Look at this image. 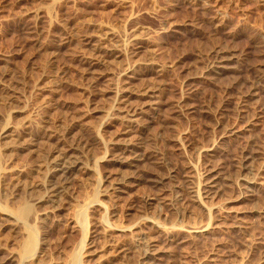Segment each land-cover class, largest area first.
I'll list each match as a JSON object with an SVG mask.
<instances>
[{
    "label": "rangeland",
    "instance_id": "1",
    "mask_svg": "<svg viewBox=\"0 0 264 264\" xmlns=\"http://www.w3.org/2000/svg\"><path fill=\"white\" fill-rule=\"evenodd\" d=\"M89 44L103 47L94 56ZM0 90V264H61L78 250L81 264H97L103 252V264H140L148 240L155 264H264V0H0ZM125 138L138 139L133 168L115 159ZM61 147L75 157V169L59 203L38 183L47 156ZM257 167L263 182L257 178L249 192L241 179ZM209 171L222 185L207 215L189 188ZM123 176L118 194L110 188ZM84 199L102 205L84 206ZM24 203L33 216L20 220ZM81 207L87 216L77 213ZM103 214L106 225L126 229H103ZM142 218L210 229L164 235L139 226ZM29 229L36 246L21 258ZM141 231L146 238L138 239ZM106 247L121 251L109 257Z\"/></svg>",
    "mask_w": 264,
    "mask_h": 264
},
{
    "label": "bare ground",
    "instance_id": "2",
    "mask_svg": "<svg viewBox=\"0 0 264 264\" xmlns=\"http://www.w3.org/2000/svg\"><path fill=\"white\" fill-rule=\"evenodd\" d=\"M98 39H96V42H98L97 41ZM89 42V41H88ZM94 42V41H93ZM95 42V43H96ZM100 42V41H99ZM87 44V43H86ZM91 44H94V43H92V41H91ZM97 44V43H96ZM90 45V44H89ZM98 45H101L100 43L98 44ZM90 46H92V45H90ZM89 46V48L91 49V47ZM96 46V45H95ZM92 46V47H94V48H92V50H90V52L91 51H93V54L92 53H90V54H92V55H94V56H96V54L97 53H99V51L97 50V49H99V48H96V47H98V46ZM103 47V46H102ZM102 47L100 48V49H102ZM105 48V47H104ZM106 49H108L107 47H106ZM105 50V49H104ZM103 50V51H104ZM108 50H110V49H108ZM103 51H102V53H103ZM107 50H105V52H106ZM113 52V51H112ZM112 52L110 51V53L112 54ZM96 53V54H95ZM101 54V53H100ZM107 54H109V52L107 53ZM105 55H106V53H105ZM99 56V55H98ZM101 56V55H100ZM108 56V55H107ZM106 57V56H105ZM103 58V57H102ZM102 58H98L97 57V59L99 60L100 59V62L99 61H97V63L99 62V63H103V60H102ZM94 59V58H93ZM106 59V58H105ZM85 60V59H84ZM95 64V63H94ZM87 66V65H86ZM89 67V66H88ZM137 67V66H136ZM139 67V66H138ZM154 67H155V65H154ZM87 68V67H86ZM95 67H93V69H94ZM132 68H134V67H132ZM144 69H146L145 67H144ZM150 69V68H149ZM149 69H147V70H149ZM153 69V68H152ZM96 70V69H95ZM140 70H142V69H140ZM140 70H138V71H140ZM135 71H137L136 70V68H135ZM134 71V72H135ZM137 71V72H138ZM143 71V70H142ZM87 72H89L88 70H87ZM134 72H133V74H134ZM141 72V71H140ZM93 75V74H92ZM130 75V74H129ZM124 76V75H123ZM122 76V77H123ZM128 76V75H127ZM131 76H133V75H131ZM119 77V76H118ZM135 78V77H134ZM133 78V79H134ZM119 79V78H118ZM128 79V78H127ZM126 79V77H125V80H127ZM117 80V79H116ZM123 80V79H122ZM130 80H132V78L130 79ZM92 81H93V79H92ZM118 82L120 81V80H117ZM121 83H123L124 82V80L123 81H120ZM119 82V83H120ZM127 82H128V80H127ZM126 82V83H127ZM130 83V82H129ZM129 83H128V85H129ZM92 84V83H91ZM112 84V83H111ZM120 85V84H119ZM119 85H118V89L119 90H125V88L127 89V87L126 86H124V87H122L123 89H120V87H119ZM123 85H125V84H123ZM143 86V85H142ZM151 86V85H150ZM136 87V86H135ZM139 88V87H138ZM144 88V87H143ZM151 89V88H150ZM141 90V89H140ZM139 90V91H140ZM144 90H147V89H144ZM142 91V92H145V91ZM5 91V90H4ZM0 92H1V90H0ZM3 92V91H2ZM123 92V91H122ZM141 92V91H140ZM141 92V93H142ZM4 93V92H3ZM3 93H1V94H3ZM6 93V92H5ZM4 93V94H5ZM146 93V92H145ZM147 93H148V91H147ZM146 93V94H147ZM145 94V95H146ZM6 95V97H8V95L7 94H5ZM4 95V96H5ZM143 95V94H142ZM1 96V95H0ZM122 96V95H121ZM141 96V95H140ZM139 96V97H140ZM148 96H150V95H148ZM124 97V96H123ZM146 97V96H145ZM2 98V97H1ZM3 99L6 101V99H8V98H6L5 99V97H3ZM121 99V98H120ZM142 99H143V97H142ZM9 100V99H8ZM5 101H2V102H5ZM147 101V100H146ZM151 102V101H150ZM121 105V104H120ZM123 105H125V104H123ZM141 106V105H140ZM121 107H123V106H121ZM125 107H126V105H125ZM124 108V107H123ZM126 108H128V107H126ZM130 108V107H129ZM128 108V109H129ZM121 109V108H120ZM138 109V108H137ZM127 110V109H126ZM125 110V111H126ZM133 110V109H132ZM141 111L143 110V109H140ZM140 110H139V112H140ZM124 111V110H123ZM122 111V112H123ZM134 112L136 111V109L135 110H133ZM138 111V110H137ZM127 112V111H126ZM128 112H129V110H128ZM132 112V111H131ZM133 112V113H134ZM133 113H132V115H133ZM141 113V112H140ZM146 113L148 114V112L146 111ZM124 114V113H123ZM147 114H146V116H147ZM11 115V114H10ZM121 116V115H120ZM122 116H124V115H122ZM121 116V118H123ZM142 116V115H141ZM140 116V117H141ZM129 117H131V116H129ZM129 117H126L127 119L129 118ZM7 118V117H6ZM132 118V117H131ZM130 118V119H131ZM134 119H136V116L135 117H133ZM143 118V117H142ZM139 119V118H138ZM145 119H147V118H145ZM123 120V119H122ZM144 119H142V121H143ZM2 121H3V119H2ZM126 121V120H125ZM131 121V120H130ZM140 121H141V118H140ZM141 121V122H142ZM121 122V121H120ZM131 122H134L133 120L131 121ZM131 122H129V123H131ZM137 122H138V120H137ZM140 122V123H141ZM6 123V122H5ZM124 123V122H123ZM134 123H136V121L134 122ZM139 123V122H138ZM143 123V122H142ZM39 123H37V125H38ZM42 124V123H41ZM126 124V123H125ZM124 124V125H125ZM128 124V123H127ZM137 124V123H136ZM135 124V125H136ZM3 125V124H2ZM123 125V124H122ZM142 125V124H141ZM143 125H144V123H143ZM45 126V125H44ZM129 126V125H128ZM133 126V125H132ZM140 126V125H139ZM28 127V126H27ZM38 127V126H37ZM42 127V126H41ZM40 127V129H42ZM20 127H18L17 129H18V131H20V129H19ZM26 128V127H25ZM30 128L32 129V127L30 126ZM49 128V127H48ZM127 128V127H126ZM130 128V127H129ZM132 128V130L135 128V126H134V128L133 127H131ZM143 128V127H142ZM24 129V128H23ZM37 129V128H36ZM40 129H39V131H40ZM125 129V128H124ZM123 129V130H124ZM128 129V128H127ZM29 130V129H28ZM27 130V131H28ZM123 130H122V132H123ZM130 130V129H129ZM132 130H131V133H132ZM135 130H136V128H135ZM25 131V130H24ZM26 131V132H27ZM36 131V130H35ZM124 131H126V130H124ZM234 131V130H233ZM233 131H232V129L231 130H229V128H228V130L226 131V133H228V135L230 134V136L232 135V134H234L233 133ZM2 132V136L3 137H8V135H10V134H12V127L9 129V128H5L3 131H1ZM29 132V134H30V132H32V130L31 131H28ZM33 132H34V130H33ZM37 132V131H36ZM140 132V131H139ZM20 133V132H19ZM128 133V132H127ZM225 133V134H226ZM22 134H24V132L22 133ZM26 134V133H25ZM28 134V133H27ZM28 134V135H29ZM124 134H125V132H124ZM16 135V134H15ZM15 135H13V136H15ZM18 135V134H17ZM130 134H128V136H129ZM133 136H132V138L134 137V134H132ZM1 136V135H0ZM12 136V135H11ZM10 136V137H11ZM20 137H22V135H19ZM18 136V137H19ZM31 136V135H30ZM125 136V135H124ZM128 136H126V138H128ZM131 136V135H130ZM15 137H17V136H15ZM121 137V136H120ZM119 137V138H120ZM142 137V136H141ZM140 137V138H141ZM12 139H13V137H11ZM10 138V139H11ZM121 138H123V136L121 137ZM124 139L125 141H122V143H121V141H120V143H121V145L119 144V147H118V152H116V151H114V152H116V155H117V157L118 158H115V159H118V162L119 161H121V163L122 164H126V165H128L129 167L130 166H132L133 165V163L134 162H137L138 160H139V154L138 153H136V151H137V149H138V143H137V140H136V142L135 141H133V140H131L130 138L129 139ZM135 138H136V136H135ZM138 138H139V136H138ZM3 138H1V140H2ZM16 139V138H15ZM18 139V138H17ZM1 140H0V142H1ZM6 140V139H5ZM4 140V141H5ZM14 140V139H13ZM13 140H10L9 141V139H8V143L7 144H9L10 142L12 143V141ZM118 140V139H117ZM121 140V139H120ZM24 141V140H23ZM22 141V143H25V142H28V141H25V142H23ZM46 141V140H45ZM116 141V140H115ZM119 141V140H118ZM139 141H140V139H139ZM6 142H7V140H6ZM6 142H4V144L6 143ZM17 142H18V140H17ZM3 143V142H2ZM0 144L1 146L3 145V144ZM7 144H5V145H7ZM16 144V143H15ZM27 144V143H26ZM40 144V143H39ZM141 144H142V142H141ZM143 144H144V142H143ZM25 145V144H24ZM23 145V146H24ZM0 146V147H1ZM29 146V145H28ZM42 146V145H41ZM44 146V145H43ZM115 146V145H114ZM142 146H145L146 147V145L144 144V145H142ZM10 147V146H9ZM17 147V146H16ZM15 147V148H16ZM25 147V146H24ZM45 148H46V145L44 146ZM56 147V146H55ZM145 147H144V150H145ZM6 148V147H5ZM8 148V147H7ZM13 148V147H12ZM39 148V147H38ZM42 148L43 147H41V150H42ZM44 148V149H45ZM48 148V147H47ZM217 148H219L218 146H217ZM2 149V148H1ZM0 149V150H1ZM29 149V148H28ZM49 149H51L52 150V148H49ZM49 149H45V150H47V152L49 153ZM58 149H60V148H58ZM57 149V150H58ZM140 149V148H139ZM141 149H143V148H141ZM147 149V148H146ZM215 149V148H214ZM4 150V149H3ZM15 150H17L18 151V149L16 148ZM31 150V149H30ZM30 150H29V152L28 153H30ZM33 150H35V149H33ZM54 150V149H53ZM55 150L56 152L55 153H53L52 155H49V156H47V158H46V162H45V165L43 166V165H41V166H43V167H45L44 168V170H45V177H44V181L42 180V182L41 183H38V182H36L35 181V179H34V181H35V183H38V187L39 186H42L43 185V182H45V190H46V193H47V196L49 197V199L48 200H50V198H52V199H54L55 198V200L56 201H58L57 199L59 198V196L60 195H62L61 193L63 192V190H64V187H65V184L67 183V179L69 178V176L73 173V170L75 169L74 167V162H75V160L74 159H72V158H75L74 156H73V154H71L70 153V151L69 150H67V149H63V147H61V149L60 150ZM205 150V149H204ZM209 150V149H208ZM143 151V150H142ZM3 152V151H2ZM5 152V151H4ZM15 152V151H14ZM13 152V153H14ZM33 152H40V151H33ZM42 152V151H41ZM40 152V153H41ZM113 152V153H114ZM138 152V151H137ZM141 152V151H140ZM139 152V153H140ZM146 152V151H145ZM144 152V153H145ZM205 152V151H204ZM214 152V151H213ZM8 153H11V151L10 152H8ZM8 153H6V154H8ZM17 153V152H16ZM32 153V152H31ZM39 153V154H40ZM211 153V152H210ZM1 154V153H0ZM6 154H4V155H6ZM50 154H51V152H50ZM115 154V153H114ZM113 154V155H114ZM140 154H143L142 152L140 153ZM213 154V153H212ZM29 155V154H28ZM35 155H37V154H35ZM42 155H44L45 156V153L43 154L42 153ZM46 155H47V153H46ZM34 155H32V157H33ZM41 156V155H40ZM43 156V157H44ZM77 156V155H76ZM112 156V155H111ZM115 156V155H114ZM143 156V155H142ZM142 156H140V158L142 157ZM5 157V156H4ZM7 157V156H6ZM28 157V156H27ZM31 157V158H32ZM113 157V156H112ZM111 157V158H112ZM116 157V156H115ZM146 157H147V155H146ZM30 158V157H29ZM30 158V159H31ZM33 158H35L36 159V157L34 156ZM32 158V159H33ZM41 158V157H40ZM40 158H37V159H40ZM66 158H67V160H66ZM36 159V160H37ZM44 159V158H43ZM42 160V159H41ZM145 160V159H144ZM0 161H2V160H0ZM39 161V160H38ZM40 162V161H39ZM41 163V162H40ZM42 163H43V161H42ZM245 162H243L242 164L244 165V168L245 167H248V166H246V163L244 164ZM1 164V163H0ZM136 164V163H135ZM263 165H264V163H263ZM262 165V166H263ZM1 166V165H0ZM31 166V165H30ZM29 166V167H30ZM136 166V165H135ZM134 166V167H135ZM28 167V165L26 166V168ZM42 167V168H43ZM127 167V166H126ZM3 168V167H2ZM32 168V167H31ZM132 168H133V166H132ZM130 168H128V170H129ZM212 169V168H211ZM262 169H264V168H262ZM2 170V169H1ZM3 170L5 171V169L3 168ZM2 170V171H3ZM24 170H26L25 168L23 169V171ZM28 170V169H27ZM26 170V171H27ZM35 170V169H34ZM122 170H123V168H122ZM126 170V169H125ZM149 169H147V171H148ZM151 170H153L152 168H151ZM156 170V169H155ZM260 170V169H259ZM259 170H258V167H257V170L256 171H254V172H256L255 174H252L251 175V178L250 177H247V178H242L241 179V184L243 185V189L245 188V189H248L249 190V192L251 191V189H252V187L253 186H255V185H257L258 183L257 182H259L260 181V179H261V181L263 182V180H262V177L260 178V177H258V176H260V172H259ZM19 171V170H18ZM17 171V172H18ZM31 171H33V168H32V170ZM30 171V172H31ZM38 171V170H37ZM129 171H131V169L129 170ZM128 171V172H129ZM154 171V170H153ZM14 172V171H13ZM13 172H11V173H13ZM25 172V171H24ZM34 172V171H33ZM32 172V173H33ZM39 172V171H38ZM42 172V171H41ZM125 171L123 170L122 171V175H123V173H124ZM127 172V171H126ZM125 172V173H126ZM126 173V174H128L129 176H130V174L129 173ZM152 172V171H151ZM155 172H157V170L155 171ZM154 172V174H156ZM262 172V171H261ZM5 173V172H4ZM10 173V174H11ZM15 173V172H14ZM21 173L22 172H20V175H21ZM27 173V172H26ZM29 173V172H28ZM43 173H44V171H43ZM42 173V174H43ZM149 173V172H148ZM147 173V174H148ZM263 173V172H262ZM9 174V173H8ZM16 174V173H15ZM24 174V173H23ZM39 174H41V173H39ZM42 174H41V177H42ZM119 174V173H118ZM125 174V175H126ZM4 175V174H3ZM12 175V174H11ZM37 175V174H36ZM36 175H30L31 176V178L33 177V176H36ZM121 175V176H122ZM127 175V176H128ZM134 175V174H133ZM133 175H131V176H133ZM151 175V174H150ZM262 175V174H261ZM0 176H1V174H0ZM13 177H14V175H12ZM17 176H18V174H17ZM30 176L28 177V178H30ZM120 176V175H119ZM148 176V175H147ZM3 177V176H2ZM4 177H5V175H4ZM25 177V176H24ZM23 177V178H24ZM38 177V176H37ZM125 176H123V177H121L120 179H119V181L118 182H116L115 184H113V185H111V188L110 189H112V190H114V191H118V194L120 193V191L122 190L123 191V189H121L123 186H125V181L126 180H124L123 178H124ZM154 177V176H153ZM152 177V178H153ZM157 177V176H156ZM155 177V178H156ZM201 177V176H200ZM219 177V174H218V176H217V174L216 173H212V172H207V174H206V176H204L203 175V177H202V179H200V181L196 184V185H194V186H191L189 189H190V193H191V199H192V202L204 213V214H207V215H209L210 213H212V211L213 210H215L216 208V206H214V204H211V200L215 197V195L217 194V193H219V184L221 183L220 181H219V179L220 178H218ZM1 178V177H0ZM12 178V177H11ZM33 178H35V177H33ZM118 178V177H117ZM117 178H115V179H117ZM127 178V177H126ZM139 178V177H138ZM150 178V177H149ZM155 178H153L152 179V181L151 182H153L155 185L157 184L158 185V183H159V181L157 180L159 177H157V179H155ZM257 178H259V181H258V179ZM14 179V178H13ZM25 179V178H24ZM37 179V178H36ZM133 179V178H132ZM151 179V178H150ZM17 180H19V178L18 179H16V182H17ZM30 180V179H29ZM39 180V179H38ZM118 180V179H117ZM129 180V179H128ZM127 180V181H128ZM159 180H160V178H159ZM221 180V179H220ZM15 181V180H14ZM33 181V180H32ZM32 181L30 182V183H32ZM115 181V180H114ZM260 181V182H261ZM15 182V183H16ZM20 182H22V181H20ZM25 182V181H24ZM28 182V184H30ZM131 182V181H130ZM220 182V183H219ZM14 183V184H15ZM26 183H27V181H26ZM133 183V182H132ZM11 184H13V183H11ZM14 184H13V187H15L14 186ZM17 184H19L18 182L15 184V185H17ZM22 183H20V185H21ZM24 185H25V183H23ZM27 184V185H28ZM109 184V183H108ZM224 184V183H223ZM24 185H22V186H24ZM128 185H130V184H128ZM220 185H222V184H220ZM259 185V184H258ZM18 186V185H17ZM22 186H20L22 189L24 188V187H22ZM26 186V185H25ZM35 186V185H34ZM12 187V188H13ZM28 187H29V185L26 187L27 189H28ZM31 187V186H30ZM37 186H36V188H38ZM257 187V186H256ZM260 187V186H259ZM258 187V188H259ZM18 188V187H17ZM108 189H109V187H107ZM199 188L201 189L200 191H199ZM221 188V187H220ZM34 189H35V187H34ZM97 189V188H96ZM106 189V188H105ZM104 189V190H105ZM125 189V188H124ZM261 189V188H260ZM19 190V189H18ZM33 190V189H32ZM38 190H39V188H38ZM37 189H36V191H38ZM42 190V189H41ZM41 190H40V192H41ZM95 189H93V191H94ZM103 190V191H104ZM247 190V191H248ZM254 190H256V189H254ZM39 192V191H38ZM39 192V193H40ZM92 192V191H91ZM254 192V191H253ZM18 193V192H17ZM22 193V192H21ZM44 193H45V191H44ZM126 193V192H125ZM19 194V193H18ZM86 194H88V193H86ZM85 194V195H86ZM117 194V193H116ZM94 195H96V194H94ZM21 196H23V194H21ZM21 196H20V198H21ZM117 196H119V195H117ZM91 197H92V195H91ZM116 197V196H115ZM88 198V197H87ZM86 199V198H85ZM85 199L83 200V202H84V206H88L90 203L89 202H85ZM91 199H93V198H91ZM91 199H90V201H91ZM94 200V199H93ZM92 200V201H93ZM96 200V199H95ZM72 201V200H71ZM55 202V201H54ZM59 202V201H58ZM58 202H56L57 204H58ZM75 202V201H74ZM210 202V203H209ZM60 203V202H59ZM76 203V202H75ZM81 203H82V201H81ZM92 203H94V202H92ZM17 204H20V202H18ZM24 204H26V203H24ZM55 204V203H54ZM76 204H78V203H76ZM29 204H26V205H22V206H18L19 208L17 209V211H16V215H17V217L20 219V220H23L25 217L26 218H28L27 217V215H30V212H32L31 210H34V208L32 209L31 208V210H30V207L28 206ZM56 205V204H55ZM73 205V204H72ZM71 205V207H74V206H72ZM78 205H81V204H78ZM90 205H92V204H90ZM102 205V204H101ZM101 205L99 204V203H94V205H92L93 207H101ZM5 206V205H4ZM32 207V206H31ZM11 208V207H10ZM79 208V207H78ZM91 208V207H90ZM87 209V208H86ZM97 209V208H96ZM103 209V208H102ZM94 210H95V208H94ZM94 210L92 211V212H94ZM13 211V210H12ZM14 211H15V209H14ZM30 211V212H29ZM73 212H74V210H72ZM75 211H76V209H75ZM87 211V210H86ZM91 211V210H90ZM97 211V210H96ZM98 211H99V209H98ZM102 211V210H101ZM216 211V210H215ZM34 212V211H33ZM91 212V213H92ZM7 213V212H6ZM12 213V212H11ZM29 213V214H28ZM77 213H79L80 214V216H82V217H84V214H86V213H84V208H82L81 207V209L77 212ZM76 213V214H77ZM90 213V212H89ZM105 213V212H104ZM33 214V213H32ZM75 214V215H76ZM74 215V214H73ZM74 215V216H75ZM104 215V214H103ZM11 216V215H10ZM30 216H33V215H30ZM29 216V217H30ZM79 216V215H78ZM86 216H87V214H86ZM7 217V216H6ZM13 216H11V218H12ZM82 217H80V220L82 219ZM74 218V217H73ZM77 218H79V217H77ZM75 219V218H74ZM27 220V219H26ZM30 220V219H29ZM29 220H27V221H29ZM76 220V219H75ZM79 220V219H78ZM106 219H105V215H104V219L102 218L101 220H100V225H102V228L103 229H111V231L112 230H115V231H119V234H121L120 233V231H123V230H125L126 228H120V226H118V225H115V226H111L110 227V225H106L107 224V222L105 221ZM77 221V220H76ZM18 223V222H17ZM82 223V222H81ZM80 223V224H81ZM140 225L139 226H141L142 224L144 225V224H149L150 226H153V228H156V229H158V231H160L161 233H164V235L165 234H167V233H169L172 229L174 230V228H182L185 232H187V234L189 235H202V234H206L207 232H208V230L210 229V225L208 224V225H206V224H192V225H187V226H179V225H176L175 223L174 224H169V225H162V224H159L155 219H153V218H142L141 219V221L140 222H138ZM21 226H22V224L21 223H19ZM79 224V226H81ZM119 224V223H118ZM112 225H114V224H112ZM120 225V224H119ZM138 225V224H137ZM72 226H77V225H75V224H73ZM23 227H24V225H23ZM75 228V227H74ZM82 228V227H81ZM212 228V227H211ZM24 229V228H23ZM77 229V228H76ZM130 229V228H129ZM137 229V228H136ZM35 231H36V229H35ZM103 231V230H102ZM105 231V230H104ZM111 231L109 232L110 234H111ZM140 231V230H139ZM26 232V231H25ZM125 232V231H124ZM143 231H141V233H142ZM155 232V231H154ZM108 233V232H107ZM108 233V234H109ZM113 233H116V232H113ZM112 233V234H113ZM25 234V233H24ZM160 234V233H159ZM169 235V234H168ZM189 235V236H190ZM108 236V235H107ZM113 236V235H112ZM111 236V237H112ZM138 239H144V238H146V235L144 234V233H142V234H138ZM149 236V235H148ZM25 237V236H24ZM85 237V236H84ZM109 237H110V235H109ZM110 237V238H111ZM114 237V236H113ZM168 237V236H167ZM110 238H109V241H110ZM148 238V237H147ZM150 239H151V237H149ZM155 238V237H154ZM154 238H152V239H154ZM162 239H163V235H162V237H161ZM112 239H114V238H112ZM131 239V238H130ZM22 240H24V238L22 239ZM21 240V241H22ZM132 240V239H131ZM145 240H147V239H145ZM79 242V241H78ZM78 242H77V244H78ZM84 242V241H83ZM115 242V241H114ZM132 242V241H131ZM130 242V243H131ZM38 243H39V241H38ZM21 244H23L22 246H20ZM85 244V243H84ZM111 244V243H110ZM113 244V243H112ZM148 244V245H147ZM147 244L140 250V251H138V260H139V263L140 264H155L154 262H155V259L157 258L156 256H157V252H156V250L153 248L154 246H153V244L151 243V241L150 240H148V242H147ZM20 247L22 248L21 249V253H20V257L21 258H24L28 253H30L33 249H35V246H36V236H35V234H34V232H33V230L32 229H29V230H27V236H26V239H25V241H24V243H21L20 242ZM76 246V245H75ZM79 246V245H78ZM115 246V245H114ZM120 246V245H119ZM127 246V245H126ZM125 246V247H126ZM80 247V246H79ZM84 247H85V245H84ZM102 247V246H101ZM105 247V246H104ZM109 247V246H108ZM116 247V246H115ZM81 248V247H80ZM80 248H78V249H80ZM103 248V247H102ZM107 248V247H106ZM75 249V248H74ZM94 249V248H93ZM104 249V248H103ZM103 249H99L100 251H102ZM113 248L111 247V250H112ZM128 249V248H127ZM127 249H126V251L125 252H127ZM18 250H19V248H18ZM37 250V249H36ZM76 250V249H75ZM81 250V249H80ZM92 250V249H91ZM107 250H109V252H105V253H108V256L109 255H112V254H114V253H118L119 251H121L120 250V247H118L117 249H113L112 251H110V248L108 249L107 248ZM106 250V251H107ZM83 251V250H82ZM86 251V250H85ZM99 251V252H100ZM128 251H130V250H128ZM164 251H165V249H164ZM163 251V252H164ZM36 252V251H35ZM84 252V251H83ZM88 252V251H87ZM87 252H86V254H87ZM93 252V251H92ZM103 252V251H102ZM124 251H122V253H123ZM124 252V253H125ZM95 253V252H94ZM121 253V252H120ZM160 253V252H159ZM36 254V253H35ZM90 254V253H89ZM103 254H104V252L102 253V254H100L99 255V258H98V261H97V264H103V258H102V256H103ZM128 254V253H127ZM98 255V254H97ZM105 255V254H104ZM118 255V254H117ZM119 255H121L122 256V254H119ZM124 255V254H123ZM16 256H18V255H16ZM40 256V255H39ZM95 256V255H94ZM128 256V255H127ZM126 256V257H127ZM38 257V256H37ZM36 257V258H37ZM65 257L67 258H65L66 259V261L64 262V263H61V264H81L80 262H81V255H80V253H79V250H78V252L76 251V252H71V254H69V253H67V256L65 255ZM83 257H84V255H83ZM98 257V256H97ZM107 257V256H106ZM110 257V256H109ZM118 257V256H117ZM125 257V256H124ZM17 258V257H16ZM40 258V257H39ZM108 258V257H107ZM114 258V257H113ZM38 259V258H37ZM36 259V261L37 262H40L41 260L40 259H42V256H41V258L39 259V261ZM125 259V258H124ZM17 260H18V258H17ZM87 261L86 262H88V259H86ZM24 261V260H23ZM125 261V260H124ZM105 262V261H104ZM108 262V261H107ZM106 262V263H107ZM20 263H21V261H20ZM55 264V263H54ZM83 264V263H82Z\"/></svg>",
    "mask_w": 264,
    "mask_h": 264
}]
</instances>
